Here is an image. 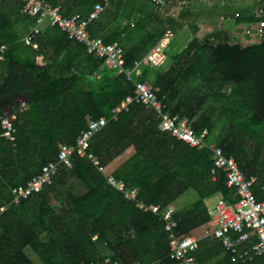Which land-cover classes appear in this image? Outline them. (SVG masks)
<instances>
[{
    "label": "trees",
    "instance_id": "trees-1",
    "mask_svg": "<svg viewBox=\"0 0 264 264\" xmlns=\"http://www.w3.org/2000/svg\"><path fill=\"white\" fill-rule=\"evenodd\" d=\"M46 1L65 15H87L100 2L103 10L88 30L104 42H117L126 67H132L166 28L175 32L182 25L175 16H166L169 27L155 21L160 8L144 0H117L114 9L108 8L112 0ZM21 7L22 0H0V46H5L0 118L9 108L15 113L13 141L2 135L0 125V264H36L27 248L41 264L105 258L125 264H179L168 256L171 236L165 221L125 199L103 172L130 146L132 154L112 175L126 188L136 187L138 200L164 207L189 188L195 190V202L173 214L177 235L203 231L208 225L206 199H236L224 171L211 173L212 150L192 147L162 131L152 108L133 102L113 117L112 109L134 94L137 81L149 82L165 110L187 117L195 131L206 127L207 142L232 156L245 177L254 178L257 200L264 199V37L241 45L193 36L180 52L169 55L166 68L141 65L128 79L58 27H44L34 37L37 48L26 44L14 26L22 22L29 32L35 19L22 14ZM179 15L187 16L186 9ZM123 20L126 23L120 24ZM236 20L255 22L259 17L248 12ZM38 56L44 64L37 62ZM101 116L108 122L92 136L88 148L99 163L76 154L70 156V165L59 162V146L74 145L88 121ZM50 161L59 162L51 182L12 202V188ZM194 255L197 264H264V257L232 262L222 243L211 236L199 239Z\"/></svg>",
    "mask_w": 264,
    "mask_h": 264
},
{
    "label": "built area",
    "instance_id": "built-area-1",
    "mask_svg": "<svg viewBox=\"0 0 264 264\" xmlns=\"http://www.w3.org/2000/svg\"><path fill=\"white\" fill-rule=\"evenodd\" d=\"M150 2L161 10L172 14V10L186 9L192 2L202 0H144ZM227 0H220V4L225 6ZM103 10L100 2L94 4L92 10L87 15L75 12L71 15L62 13L59 6H53L46 0H22L20 12L35 19L34 25L24 36V42L33 48L38 47L34 37L39 34L44 26H55L64 31L70 39L83 43L88 52L104 57V65L107 68L115 69L117 73H124L131 79L133 72L141 65H148L154 68L161 67L166 62L169 47L175 32L166 28L157 42L138 60H135L132 67L125 66L124 50L117 42H104L101 36H92L88 30L89 23L95 19ZM255 15L259 20L255 22V32L258 38L264 37V4H261ZM239 16V12L234 13V17ZM231 16L221 15L223 19H230ZM5 46H0V60L4 59L2 52ZM141 103L152 108L159 117V128L167 131L178 139L183 140L192 147L208 146L212 150L211 173L214 175L218 169L224 171L226 185L232 188L235 200L228 202L223 197L217 196L216 201L208 205L209 223L203 229L186 235H177L175 227L176 219L173 214L176 211L172 203L162 207L160 204H144L137 199L138 189L126 188L122 181H118L109 173L107 181L121 190L123 197L127 200H134L143 211H151L158 214L165 222L164 228L170 232L168 256L179 261V264H197L194 252L198 248V241L201 237L211 236L222 243L224 250L228 253L232 262H247L255 257H264V199L257 200L253 194L252 184L254 178H246L238 167L232 156H226L220 146L214 142H207L208 129L202 128L199 132L191 126L187 117L172 114L165 110V106L158 98L152 86L147 81L135 82L133 95H127L112 109L113 117L122 109H127L130 103ZM23 104V103H22ZM15 113L10 116L5 114L0 118L2 135L13 141L15 139V127L13 119ZM108 119L104 116L90 119L87 128L81 131L74 145L61 144L58 150V161L70 165V156L76 154L80 157L89 158L94 164H98V159L88 151L92 136L104 127ZM59 162H48L41 171L30 178L26 183L12 188L14 197L12 202L18 203L21 199L39 192L45 184H49L56 174ZM2 206L1 209H4ZM202 232V233H201ZM81 264H125L119 260L105 258L94 263ZM139 264V263H134Z\"/></svg>",
    "mask_w": 264,
    "mask_h": 264
},
{
    "label": "rangeland",
    "instance_id": "rangeland-1",
    "mask_svg": "<svg viewBox=\"0 0 264 264\" xmlns=\"http://www.w3.org/2000/svg\"><path fill=\"white\" fill-rule=\"evenodd\" d=\"M264 4V0H227V3L225 6H222L221 4V15L225 16H231L230 19L226 20L223 19L221 22V32H218L217 25L220 23L218 21L211 22L208 21V15L212 14V16L215 14L213 9L209 12V14L205 13L203 9L199 10L200 7H195L191 13H189L187 16H181L179 15V12H173L172 14L169 13V9L166 11L158 10L156 18H154L155 21H161L162 24L165 26H168V23L165 21L166 16H174L178 19L179 22L182 23L181 27L175 31L176 35L172 39V45L169 48V52L175 51L178 46L181 44L183 46V43L186 45L187 42L190 41V39L193 36H198L200 39H204L205 37L209 39L210 42L213 41L215 43L216 41L221 38L222 40H229L230 43L238 42L241 45L249 44V43H256L260 40L255 32V22H240L238 23L236 18L234 17L235 12H239V15L242 17H246L248 12H255L257 11V8ZM117 6V0H112L108 4V8L114 9ZM223 11L226 13L223 14ZM128 12V11H127ZM179 13V14H178ZM177 14V15H175ZM129 23H135L134 19H130L128 21ZM211 22V23H210ZM126 21H122L120 24H125ZM132 26V25H131ZM206 30V36L202 35V30ZM210 31H207V30ZM221 34L219 36L218 34ZM184 45V46H185ZM172 47V49H171ZM171 56H168L166 62L162 66V68H166L168 64L171 62ZM133 152L132 147H128L125 149L119 156V158H114L112 161L108 162L103 167V172L105 174L112 173L114 169H116L118 166H120ZM116 160V161H115ZM197 194L194 189L189 188L187 191H185L181 196H179L176 200L172 202V205L174 206L175 210H182L185 208L190 207L195 200L197 199ZM217 195H214L210 198L208 201L209 203H213L216 201ZM28 256H30L31 259L36 264H41L39 257L32 252L31 249L27 248L26 250Z\"/></svg>",
    "mask_w": 264,
    "mask_h": 264
},
{
    "label": "crops",
    "instance_id": "crops-1",
    "mask_svg": "<svg viewBox=\"0 0 264 264\" xmlns=\"http://www.w3.org/2000/svg\"><path fill=\"white\" fill-rule=\"evenodd\" d=\"M195 7H200L199 8V10H201V9H203V11H205V13H207V14H209V12L213 9V11L212 12H214L215 14L212 16V14L210 15H208V17H210V18H208V21H210L211 20V22H213V21H218V22H220L218 25H217V28H218V32H221L220 30H221V23H223V22H221V5H220V0H202V1H195V2H192L187 8H186V12H187V15L189 14V13H191V11L195 8ZM211 9V10H210ZM179 12L180 13V11H178V10H173V12ZM178 13V14H179ZM226 12L225 11H223V14H225ZM175 15H177V14H175ZM173 16H174V13H173ZM210 22V23H211ZM33 26V25H32ZM32 26H30V29H31V27ZM44 27H47V26H44ZM43 27V28H44ZM14 28L15 29H18V32H19V34H21V39H23L24 38V36L28 33V31L26 32V28L24 27V25H23V23L22 22H18V24H15V26H14ZM42 28V29H43ZM29 29V30H30ZM205 31L206 30H202V35L203 36H206V33H205ZM207 31H210L209 29L207 30ZM218 34V33H217ZM175 35H176V33H175ZM219 36H221V34H218ZM172 41H171V44H170V46L172 45ZM187 44V43H186ZM184 43H183V46H181V44L178 46V48L175 50V51H173V52H169L170 54H173V53H175V52H180L183 48H184ZM170 48V47H169ZM171 49H172V47H171ZM36 60H37V62L39 63V64H44V61H43V58H42V56H38L37 58H36ZM140 72V70L138 69L137 70V73H139ZM21 103H23L24 101H20ZM13 112L11 111V114H12ZM120 156H117L116 158H119ZM116 161V160H115ZM211 198V197H210ZM210 198H208V199H206L205 200V202H206V204H207V206L208 205H210L211 203H209L208 201L210 200ZM198 231H202L201 229L199 230V229H195L193 232L195 233V232H198ZM202 233V232H201Z\"/></svg>",
    "mask_w": 264,
    "mask_h": 264
},
{
    "label": "water",
    "instance_id": "water-1",
    "mask_svg": "<svg viewBox=\"0 0 264 264\" xmlns=\"http://www.w3.org/2000/svg\"><path fill=\"white\" fill-rule=\"evenodd\" d=\"M18 102H19V100L16 101V103H18ZM11 111H12V110H11L10 108L7 109V110H6V114H7L8 116H10V115H11Z\"/></svg>",
    "mask_w": 264,
    "mask_h": 264
}]
</instances>
